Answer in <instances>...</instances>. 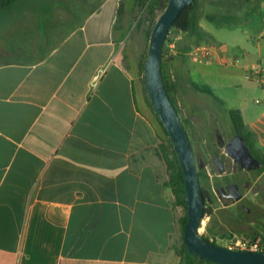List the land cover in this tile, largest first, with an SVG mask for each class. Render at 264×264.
<instances>
[{"label":"crops","instance_id":"crops-1","mask_svg":"<svg viewBox=\"0 0 264 264\" xmlns=\"http://www.w3.org/2000/svg\"><path fill=\"white\" fill-rule=\"evenodd\" d=\"M58 1L42 21L10 17L5 55L22 56L0 60V264H183L165 135L139 59L124 52L140 0ZM261 36L217 43L206 65L261 90L253 104L240 93L236 109L264 154V88L247 78L264 66ZM183 51L167 67L179 80L193 63Z\"/></svg>","mask_w":264,"mask_h":264},{"label":"rangeland","instance_id":"rangeland-1","mask_svg":"<svg viewBox=\"0 0 264 264\" xmlns=\"http://www.w3.org/2000/svg\"><path fill=\"white\" fill-rule=\"evenodd\" d=\"M53 1L55 5H53ZM235 1L236 6L234 7L229 5V8L233 10V13H236L241 18L242 23L238 26L218 29L213 24L208 23L203 16L206 12L217 11L216 7L219 5L220 0H201L200 26L209 34L211 41L218 44L224 43L230 46H240L247 43V39L256 38L258 34L264 31V6L261 7L264 0ZM248 1L250 3H248ZM60 4L63 3L58 0H22L17 3L11 11L5 12V14L0 16V60L7 59L10 56L5 55V51L9 50L8 38H12V35L14 34L12 31L14 26L12 25L13 22L10 17H15V14H20V19L18 21L15 20L18 24L25 22V18L23 17L25 14L26 19L31 17L33 19L36 17V20L39 19L42 21L45 14L58 13V10H55L53 7ZM247 4H249L251 8H256V11L248 17L245 16ZM163 12L164 10L159 11L156 14L155 24ZM9 13H12V16H9ZM142 16L143 13L140 11L135 18L130 21L131 28L129 29L127 36L129 42H127L124 49V52L128 55L137 57L140 64H142L147 58L151 33L155 26L153 22H146L142 27H138V21ZM30 23L31 20H29V24ZM19 27L21 28V26ZM178 35H180L179 32L175 30L171 31L169 34V41L173 40L174 37ZM169 43L170 42L166 41V46ZM19 56L22 55L15 53L10 57L18 58ZM206 64L208 63H191L190 79L182 77L183 79L179 81L180 86L176 90V99L177 106L179 108V116L187 126L191 136V143L193 141L192 147L194 153L206 163L208 179L204 181V186L206 190L212 193V191L214 192L213 181H216L217 184V180L214 178V175L216 172L218 173V171H216L213 165L212 156L208 152L209 145L205 141V138L208 134H211L214 137L213 146H218L217 132L223 138H227L229 129V118L227 113L228 111L238 107L240 93H244L247 102L249 104H253L256 99H261V90H246L244 89L243 83H240L238 80H234L223 71L217 70V68L209 69ZM191 82L200 86H209L213 90L214 94L224 101L225 106L220 107L212 103L210 97L195 91L190 85ZM201 185L203 186V182H201ZM214 197L216 199V205L213 207L215 211L214 216L212 219L208 216L204 217L200 229L201 235L208 238L219 236L228 240L234 236L242 237V235L245 234L247 235L246 239L264 241V219H262L258 225H254L251 231H246L243 228V224L248 221L243 220V218L239 215L240 212L238 210V206L224 208L225 203L218 201L217 194L215 195L214 193ZM247 207L253 209V205L247 204ZM261 207L264 212V206ZM183 211L185 215V208H183ZM209 227L212 228L214 231L213 233L208 232ZM219 245L227 247L228 244L226 242H222Z\"/></svg>","mask_w":264,"mask_h":264},{"label":"water","instance_id":"water-1","mask_svg":"<svg viewBox=\"0 0 264 264\" xmlns=\"http://www.w3.org/2000/svg\"><path fill=\"white\" fill-rule=\"evenodd\" d=\"M194 0H169V3L156 22L151 33L149 50L145 62L144 79L150 102L160 121L167 130L174 150L177 153L183 176L187 223L184 227V244L191 254L215 264H264V252L239 251L217 246L200 234L205 217V198L201 188L199 172L206 167L201 159L197 160L190 137L183 125L179 113L175 109L162 76L161 65L163 48L171 27L180 14ZM218 139L222 136L217 132ZM225 154L231 157L242 169L259 170L261 162L256 159L241 135H236L225 147ZM219 174L225 172V165L220 155L213 159ZM230 199L237 202L242 195L238 185L227 187ZM225 191L219 187L216 192Z\"/></svg>","mask_w":264,"mask_h":264},{"label":"trees","instance_id":"trees-1","mask_svg":"<svg viewBox=\"0 0 264 264\" xmlns=\"http://www.w3.org/2000/svg\"><path fill=\"white\" fill-rule=\"evenodd\" d=\"M19 1H22V0H0V16L1 14L5 12L11 11ZM168 3H169V0H140V7H141V12L143 13V16L139 19L137 26L142 27L146 22H153L155 24L156 14L159 11L165 10ZM248 3L250 2L248 1ZM229 5H232L235 7L236 1L235 0H227V1L220 0L219 5L216 7L217 11L215 10V12L213 11V12L204 13V16H203L204 19L208 23L216 26V28L218 29L240 25L242 23L241 18L236 13H233V10L229 8ZM200 7H201V0H194L191 5H189L186 9H184V11L180 14L178 19L174 23V25L171 27L168 33V36L166 38V41H168L169 34L173 30L183 34V38L181 39V41L176 42L175 49H176V52H178L177 54H179L180 51H183L180 48V43H183L184 44L183 52L187 54V56L184 55L183 57L187 58L188 60H189L188 53L192 49L193 46L198 45L202 42L211 41L209 34L206 31H204L200 26V20H201ZM255 11H256V8H251L250 5L247 4V11L245 13V16L248 17L251 14H253ZM165 51H166V44H164V48H163L162 65H161L162 76H163V80H164L167 92L169 94V97L173 105L175 106V109L179 113V108L177 106V99H176V90L178 89L180 80L176 78V73H170V74L167 73V67L170 63L173 62L176 55L170 60L166 61L164 58ZM145 62L146 60L141 64V69L143 73H144V68H145ZM144 82H145V79H144ZM190 85L195 91L205 94L208 97H210L212 103L220 107L225 106L224 101L218 98L209 86L207 85L200 86L193 82H191ZM146 93H147V90H146ZM147 100H148L149 105L152 107L159 121V124L161 128L163 129L164 135H165L163 146H162V152L166 159V163H167L169 174H170V180H169L168 186L172 188L175 194L177 205L184 207L186 210L184 217L181 219V225H182V229L184 233V227L187 223L188 217H187V209H186V203H185L184 176H183L182 168H181L177 153L174 150L172 140L167 130L163 126L162 122L160 121L157 113L155 112L150 102V99L148 97V93H147ZM227 115L229 118L228 120H229L230 128L235 133L243 137L244 141L247 143L253 155L261 161L262 163L261 170L264 171V154L261 153V151L257 148L256 135L247 125L242 112L237 109H232L228 111ZM182 122H183V125L189 137H191L185 122L183 120ZM205 141L209 145L208 152L210 153V155H215L219 152L218 146L216 147L213 146L214 137L211 134H208L206 136ZM192 145H193V141H192ZM196 157L198 160H200V157L197 154H196ZM199 176H200L201 182H203V186L201 185V188H202V192L205 198V209H204L205 216H208L212 219L214 216L213 207L216 205V200L214 198V192L212 191L211 193L210 191L206 190L204 186V181L208 179L206 167L199 172ZM208 232L213 233L214 231L212 230V228L209 227ZM205 238L208 241H210L208 237H205ZM181 254L183 258V264H197L198 256L195 254L189 253L185 244H183L182 246ZM199 264H215V263L202 259L199 262Z\"/></svg>","mask_w":264,"mask_h":264},{"label":"flooded vegetation","instance_id":"flooded-vegetation-1","mask_svg":"<svg viewBox=\"0 0 264 264\" xmlns=\"http://www.w3.org/2000/svg\"><path fill=\"white\" fill-rule=\"evenodd\" d=\"M236 135L239 134L235 133L229 126L227 138L225 137L224 138L222 137L221 139L217 138V145L221 151L219 150L217 154L211 155L212 162L217 171L213 159L215 158V156L220 155L225 165V172L223 174H219L217 172L215 173L214 178L217 180V184L216 181L215 182L213 181L214 184L213 190L215 195L217 194L218 196L217 198L218 201L225 203L224 208L238 206V210L240 212L239 215L243 218V220L248 221L247 223L243 224L244 230L251 231L254 225H258V223H260V221L264 219V212L262 211V207H261L264 206V171L261 170L262 167L259 170H251V171L247 169H242L238 164L234 162V160L231 157L225 154L226 145ZM255 158L258 159L257 157ZM232 184L238 185L239 191L242 195L241 199L237 202H234L232 199H230L229 195L231 194L230 191L227 190V187ZM219 187H224L225 191H220L219 193H217L216 189ZM247 204L253 205V209L247 207ZM242 237L246 238L245 234L242 235ZM217 239H223V238L219 236L209 238L211 243L220 246L219 244L222 243V241H218Z\"/></svg>","mask_w":264,"mask_h":264},{"label":"built area","instance_id":"built-area-1","mask_svg":"<svg viewBox=\"0 0 264 264\" xmlns=\"http://www.w3.org/2000/svg\"><path fill=\"white\" fill-rule=\"evenodd\" d=\"M264 40V36H261ZM177 36L166 46V51L164 53L165 60H170L176 55L175 44L177 42ZM219 55L218 44L213 41L202 42L198 45L192 47L188 53L189 60L197 63H211ZM222 63L225 66H236L240 63V57H221ZM99 74L95 77L96 80L99 79ZM247 78L258 82L264 88V66L261 64L254 65L251 69L247 71ZM218 241L226 242L227 248L239 251H251V252H264V241L246 239L244 237L234 236L228 240L217 239ZM213 241V240H212Z\"/></svg>","mask_w":264,"mask_h":264}]
</instances>
